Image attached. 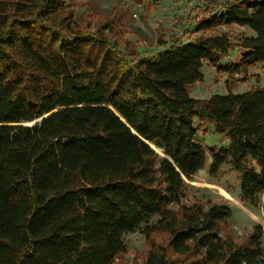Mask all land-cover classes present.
Here are the masks:
<instances>
[{"label":"trees","instance_id":"16d2710c","mask_svg":"<svg viewBox=\"0 0 264 264\" xmlns=\"http://www.w3.org/2000/svg\"><path fill=\"white\" fill-rule=\"evenodd\" d=\"M94 2L95 24L70 0H0V264H112L139 229L146 264H264L260 224L239 238L228 204L185 200L210 157L264 207V85L188 91L204 61L264 74V0H223L194 38L148 56ZM203 123L227 141L207 152Z\"/></svg>","mask_w":264,"mask_h":264},{"label":"rangeland","instance_id":"374dc122","mask_svg":"<svg viewBox=\"0 0 264 264\" xmlns=\"http://www.w3.org/2000/svg\"><path fill=\"white\" fill-rule=\"evenodd\" d=\"M74 5L77 16H87L95 24L96 16L89 15L88 0H70ZM94 6L98 11L113 12L117 15L123 28V38L135 44L140 56L153 55L167 47L174 36H180L184 41L194 38L199 19L213 11L221 10L223 0H145L138 15L134 16V0H95ZM112 15V16H113ZM116 20V19H115ZM218 31H227V27H220ZM251 31L244 27L235 26L231 32ZM243 49H233L227 61L240 60ZM204 78L188 86L190 94L197 98H208L214 93L244 92L254 85H264V74L261 66H253L245 74H230L218 70L208 61L203 64ZM198 139L207 149L213 145H220L227 140L214 131L209 123L201 124ZM162 152V149L159 150ZM211 158H208L205 168L199 170L192 178H186L189 184L187 202L193 197L203 201L226 203L231 208L230 227L239 238L249 235L256 224L263 229L262 245L264 247V207L261 204L252 205L243 200L240 193L239 180L230 165L223 167L220 173L212 175L208 171ZM156 216L150 221H154ZM127 251L121 254L112 264H146L148 246L141 229L124 235Z\"/></svg>","mask_w":264,"mask_h":264},{"label":"built area","instance_id":"2783aa9c","mask_svg":"<svg viewBox=\"0 0 264 264\" xmlns=\"http://www.w3.org/2000/svg\"><path fill=\"white\" fill-rule=\"evenodd\" d=\"M134 1H135V10H136L134 11V16H137L138 15L137 10L141 9V6L145 2V0H134Z\"/></svg>","mask_w":264,"mask_h":264},{"label":"water","instance_id":"95a60500","mask_svg":"<svg viewBox=\"0 0 264 264\" xmlns=\"http://www.w3.org/2000/svg\"><path fill=\"white\" fill-rule=\"evenodd\" d=\"M46 115H47V114L43 115L42 117L36 119V120L33 121V122H36V121L40 120L41 118H43V117L46 116ZM147 142H148V141H147ZM148 143H149V142H148ZM151 146H152L155 150L159 151V150L157 149V147H156L154 144H151ZM159 152H160V151H159ZM160 153H162V152H160Z\"/></svg>","mask_w":264,"mask_h":264},{"label":"bare ground","instance_id":"6f19581e","mask_svg":"<svg viewBox=\"0 0 264 264\" xmlns=\"http://www.w3.org/2000/svg\"><path fill=\"white\" fill-rule=\"evenodd\" d=\"M161 150V149H160Z\"/></svg>","mask_w":264,"mask_h":264}]
</instances>
